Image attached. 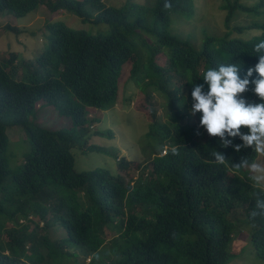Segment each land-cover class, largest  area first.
Listing matches in <instances>:
<instances>
[{"label":"trees","instance_id":"obj_1","mask_svg":"<svg viewBox=\"0 0 264 264\" xmlns=\"http://www.w3.org/2000/svg\"><path fill=\"white\" fill-rule=\"evenodd\" d=\"M223 1L225 33L206 35L195 47L174 32L192 17V0H171V9H164V0L117 8L104 6L102 0H0V16L6 11L21 17L44 5L50 12H69L104 26L89 33L47 21L43 46L32 59L18 60L13 52L0 59V264H60V259L67 262L89 252L99 258L110 252L115 264H226L233 243L228 215L237 208L250 228L254 256L264 262V217H249L255 189L246 174L230 175L211 156L216 150L237 163L255 154L250 148L239 153L221 148L217 137L199 141L201 114L196 113L195 126L187 122L192 115L185 113L193 103V83L204 84L208 67L239 63L243 77L258 63L253 49L264 40V0L249 7ZM235 11L245 15L243 23L231 24ZM250 31L252 35L243 37ZM122 83L143 92L146 100L160 90L170 118L166 123L151 117L147 142L157 155L130 186L106 169L76 172L70 153L74 144H83L92 124L100 122L91 116L94 111L116 104ZM251 88L243 96L260 102ZM42 108L69 123L57 129L39 125ZM11 127H19L29 144L15 168L6 154V130ZM163 146L165 154L158 156ZM173 146H179L176 155ZM83 151L101 152L94 146ZM19 218L32 228L17 227ZM8 222L16 225L7 228ZM107 224L117 231L105 245ZM54 228L62 229L68 246L51 243L47 230ZM52 256L59 260L53 263Z\"/></svg>","mask_w":264,"mask_h":264},{"label":"rangeland","instance_id":"obj_2","mask_svg":"<svg viewBox=\"0 0 264 264\" xmlns=\"http://www.w3.org/2000/svg\"><path fill=\"white\" fill-rule=\"evenodd\" d=\"M56 0H51L53 4ZM146 0H102L104 6L120 7L127 2L144 3ZM232 1V0H228ZM256 0H237V4L243 7L251 6ZM223 0H192L193 14L192 17L178 25V32L181 38H188L190 43L197 47L204 36L220 37L225 33L223 18L225 11L220 9ZM235 17L231 24L243 23L245 15L239 11H235ZM61 22L65 26L73 29H83L86 32L100 31L104 29L101 24H93L90 21H81L78 17L71 13L61 10L50 12L44 5H38L33 11L21 17H15L4 11L0 16V59L6 58L8 53L16 54L17 59H32V55H36L43 46V41L47 34L44 26L45 22ZM231 27V26H230ZM96 33V32H95ZM94 34V33H92ZM246 34L243 32L242 35ZM231 35L238 36L235 32ZM252 35V31L247 33ZM162 58V57H161ZM8 67H10L8 65ZM125 75L126 70H125ZM125 75L122 79H125ZM151 98L146 100L143 92L131 84L125 86L119 84L118 99L116 104L105 111H94L91 116L100 117L98 124H92L91 130L84 137V142L80 146L74 144L70 149L73 159V168L76 172H87L94 168H102L109 170L112 177L118 178L120 182L129 183L130 178L138 177V173L142 172L145 165L149 164L150 158L156 154L152 145L147 142L149 137L148 125L151 117H157L161 122H170L168 114L167 102L160 94V90H156ZM253 98L249 101L251 102ZM190 108L185 113H190ZM37 114V122L43 124L45 128L57 129L65 127L69 123L67 117L58 116L54 110L42 108ZM46 111V112H45ZM90 116V117H91ZM197 115L187 119L188 123L197 125ZM35 123V119L33 120ZM97 132V133H94ZM8 147L6 150L7 158L11 161V167L15 168L22 164L21 154L29 150V144L23 131L19 127H11L6 130ZM208 137L206 131L202 128L197 136L199 141ZM88 146H94L101 152L83 151ZM10 155V156H9ZM121 159V165L117 164V160ZM123 163L125 168L123 167ZM80 196V195H79ZM36 222V218H34ZM228 221L233 229V243L229 245V252L232 254L226 264H264L263 261L255 258L253 247L249 241L250 228L245 224L243 215L239 208L234 209L228 215ZM17 227L26 225V230L32 228V224H26L23 219L16 221ZM15 223H7V228H11ZM39 226L41 223H38ZM113 225V224H112ZM107 224L104 229L106 238L105 245H108V235L116 233L117 229ZM16 227V226H15ZM49 236L54 237L51 243L68 246V242L62 237L64 236L61 228L47 230ZM8 235L5 233L1 236L2 243H6ZM28 247V244H26ZM60 252L59 249H57ZM6 252V249H4ZM85 258L92 260L96 264H115L116 257L108 252L105 256L96 255L95 252L87 254H77L76 259H70L67 262L60 259V264H77L84 261ZM53 263L59 260V257L52 256ZM84 264L85 261H84Z\"/></svg>","mask_w":264,"mask_h":264},{"label":"clouds","instance_id":"obj_3","mask_svg":"<svg viewBox=\"0 0 264 264\" xmlns=\"http://www.w3.org/2000/svg\"><path fill=\"white\" fill-rule=\"evenodd\" d=\"M163 7L171 9V0H164ZM253 50L258 55V63L248 68L243 77L240 76L239 63H221L216 67H208L202 75L207 91L204 90V84L193 83V103L189 114H201L199 126L209 137L219 139V147H232L237 153L241 149L250 148L255 154V157L242 156L237 163H233L230 157L221 152H211L214 163L223 166L230 175L246 174L251 187L255 189V205L249 212V217L254 220L264 217V40L257 43ZM253 73L257 74L254 79ZM249 85H252L251 91L260 102H250L243 96L249 91ZM242 128H246L247 132H243ZM237 138L242 141L241 144L233 143ZM178 147L171 148L173 155L178 154ZM166 149L163 146L158 156L164 155ZM134 181L135 178H131L129 186ZM84 261L88 264L89 259L85 258Z\"/></svg>","mask_w":264,"mask_h":264},{"label":"built area","instance_id":"obj_4","mask_svg":"<svg viewBox=\"0 0 264 264\" xmlns=\"http://www.w3.org/2000/svg\"><path fill=\"white\" fill-rule=\"evenodd\" d=\"M162 153H164V150L162 151Z\"/></svg>","mask_w":264,"mask_h":264}]
</instances>
